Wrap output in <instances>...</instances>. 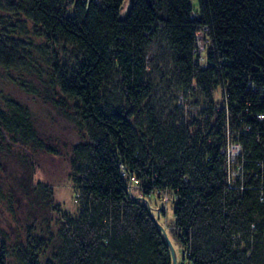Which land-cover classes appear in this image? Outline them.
Segmentation results:
<instances>
[{
	"label": "trees",
	"instance_id": "1",
	"mask_svg": "<svg viewBox=\"0 0 264 264\" xmlns=\"http://www.w3.org/2000/svg\"><path fill=\"white\" fill-rule=\"evenodd\" d=\"M19 2L54 45L76 53L74 66L56 58L52 65L83 139L70 148L79 214L62 225L52 261L43 263L46 246L35 240L19 247L22 264H173L162 225L149 200L133 194L131 178L143 196L172 192L176 237L191 264H264V121L257 119L264 120V0ZM160 32L180 92L168 114L155 106L150 79ZM199 32L214 41L207 67L196 50ZM18 56L0 47V65H24ZM0 126L14 144L54 151L16 100L0 108ZM231 141L242 144L244 187H230ZM8 248L0 240V264H10Z\"/></svg>",
	"mask_w": 264,
	"mask_h": 264
},
{
	"label": "rangeland",
	"instance_id": "2",
	"mask_svg": "<svg viewBox=\"0 0 264 264\" xmlns=\"http://www.w3.org/2000/svg\"><path fill=\"white\" fill-rule=\"evenodd\" d=\"M2 1L0 47L17 51L24 65L17 68L0 65V108L6 107L9 98L27 106L41 138L54 151L14 144L0 126V240H5L9 246L10 264H22L18 259L19 247L35 240L46 246L40 253V258L46 263L53 260L57 245L61 243L59 233L62 225L68 219L77 217L80 210L81 193L71 176L70 148L83 140L82 132L74 100L60 92L52 65L56 58L60 64L72 67L77 56L73 47L54 45L43 30L28 19L19 0ZM195 6L198 7L197 1ZM128 7L127 1L126 9ZM209 45L200 37L201 57ZM151 53L156 56L157 66L153 67L150 76L155 89L153 100L155 106L158 104L168 114L180 92L170 82L172 50L161 32L152 43ZM170 84L172 88L166 91L165 87ZM221 94L222 88L213 91L218 103H221ZM169 99L173 101L171 105H168ZM186 102L194 107L190 97ZM186 121L189 122L187 118ZM233 146L229 147L230 163L236 159L233 152H237V148ZM234 172L233 167L227 174ZM46 187L51 190H45ZM130 187L135 196L149 200L155 218L169 235L177 264H191L183 258L184 250L176 237L172 192L143 196L142 183L134 178L130 179ZM46 195L51 196L49 200Z\"/></svg>",
	"mask_w": 264,
	"mask_h": 264
},
{
	"label": "built area",
	"instance_id": "3",
	"mask_svg": "<svg viewBox=\"0 0 264 264\" xmlns=\"http://www.w3.org/2000/svg\"><path fill=\"white\" fill-rule=\"evenodd\" d=\"M201 37V40L205 41L206 43L209 42L210 45L208 46L207 50L204 51V55L203 57L200 56V46H199V39ZM214 47V41L208 36V34L206 35L205 32H199L198 33V41H197V54L201 57V62L203 63V65L205 67L208 66V62L205 61V57H206V54L210 53L211 49ZM182 103V101H181ZM263 115H258L257 116V119H259L258 121L262 122L264 121L262 119ZM234 145V146H233ZM230 146H233V148H237V152H233V154L236 155V159L230 163V155H229V147ZM224 152H227V156H228V161L231 165V168L232 169L234 167V173L232 175H230L231 177V185L230 187L231 188H234V187H237V185L241 184L242 187L246 186L247 184V180H246V174L244 172V167L242 165V163L240 162V157L242 155V144L240 142H237V141H231L228 145V147L224 150ZM263 170H264V164L262 166ZM264 172V171H263Z\"/></svg>",
	"mask_w": 264,
	"mask_h": 264
},
{
	"label": "water",
	"instance_id": "4",
	"mask_svg": "<svg viewBox=\"0 0 264 264\" xmlns=\"http://www.w3.org/2000/svg\"><path fill=\"white\" fill-rule=\"evenodd\" d=\"M158 222H159V221H158ZM162 228H163V226H162ZM163 231H164V234H165V236H166V238H167V241L169 242V245H170L171 250H172L173 264H177V257H176L175 249H174V247H173V245H172V243H171V240H170V238H169V236H168V234L166 233V231H165L164 228H163Z\"/></svg>",
	"mask_w": 264,
	"mask_h": 264
}]
</instances>
